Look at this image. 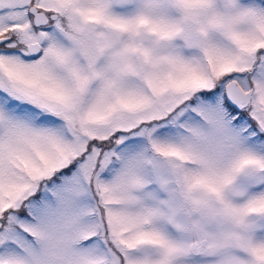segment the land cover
Masks as SVG:
<instances>
[{
    "label": "snow or ice",
    "instance_id": "obj_1",
    "mask_svg": "<svg viewBox=\"0 0 264 264\" xmlns=\"http://www.w3.org/2000/svg\"><path fill=\"white\" fill-rule=\"evenodd\" d=\"M0 264H264V0H0Z\"/></svg>",
    "mask_w": 264,
    "mask_h": 264
}]
</instances>
